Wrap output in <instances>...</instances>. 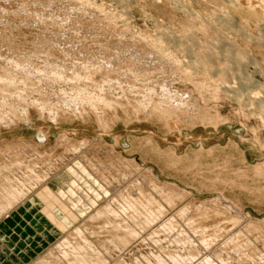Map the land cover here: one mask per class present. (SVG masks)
<instances>
[{"label": "rangeland", "instance_id": "1", "mask_svg": "<svg viewBox=\"0 0 264 264\" xmlns=\"http://www.w3.org/2000/svg\"><path fill=\"white\" fill-rule=\"evenodd\" d=\"M0 10V48L7 42L20 53L25 51L24 56L28 51L42 52L46 48L59 59L81 62L96 82L106 75L122 81L123 87H155L169 82L179 93L191 95L201 108L197 106L199 118L187 122L180 115L182 119L168 121L169 126L156 115H135L130 106L128 113L122 108H107L105 126L91 112L81 116L59 112L61 116L53 123L35 109H30L29 119L0 125V165L7 160L4 154L14 160L22 158L24 150L45 154L46 161L61 158L70 144L86 141L94 157L115 164L110 165L105 176H115L116 169L124 172V168H117L118 160L130 161L135 171L131 178H146L144 196L154 192L150 180L169 188L172 198V204L162 208L157 202L163 200V194L156 195L152 208L159 209L157 213L163 209V217L154 218L149 225L138 214H134L137 219L132 213L118 217L103 213L95 217L93 211H78L63 201L60 192L57 195L43 185L44 192L38 191V204H32V195L0 218V264H126L120 262L111 239L122 235L127 238L131 229L142 236L135 238L132 233L128 244L137 243L149 233L153 241L160 239L162 245L170 244V238L176 240H172L176 244L173 248H162L164 256H175V247L184 242L197 245L205 240V245L200 243L202 252L193 250L196 259L186 264H198V259L204 257L211 264H264V0H0ZM56 19L58 23L62 20V25ZM6 50L1 48L3 55ZM131 51L135 55L139 52L134 56ZM33 52L26 57L32 56L31 62H36L40 55L33 58ZM111 55L114 59H110ZM94 61L98 66L102 64L101 69L95 67ZM108 62L114 64V70L111 67L109 71L110 67L104 64ZM159 63L162 69L157 68ZM133 67L141 73H134ZM62 137L70 144L60 142ZM107 146L111 149L101 153ZM176 189L183 192L179 197L174 194ZM102 203L101 200L95 204V209H104ZM185 203L190 208L187 215L180 212L187 207ZM119 226L121 229H117ZM76 228L82 230L81 235ZM81 236L90 242L87 251ZM58 242L70 250L76 247L79 252L61 258L51 252ZM105 247L103 255L96 252V248Z\"/></svg>", "mask_w": 264, "mask_h": 264}, {"label": "bare ground", "instance_id": "2", "mask_svg": "<svg viewBox=\"0 0 264 264\" xmlns=\"http://www.w3.org/2000/svg\"><path fill=\"white\" fill-rule=\"evenodd\" d=\"M44 7H46V6H44ZM86 9H85V11H86ZM13 11H15V10H13ZM79 13H81V12H79ZM44 14H46V13H44ZM40 15H41V13H40ZM34 17H37V15ZM53 17H51L50 20H53L52 19ZM0 19H2V17H0ZM57 19H58V17H57ZM57 19H56V21H57ZM58 20H60V18ZM35 21H36V19H35ZM61 21H59V23ZM1 22H2V20H1ZM23 22H24V20H23ZM38 22H40V20ZM41 22H42V20H41ZM57 23H58V21H57ZM59 23H58V25H62ZM52 24L57 25L56 23L54 24L53 21H52ZM63 26H65V25H63ZM0 39H3V38L1 37ZM35 39H37V38H35ZM46 39H47V37H46ZM13 40L11 42H13ZM48 40H49V38H48ZM61 40H62V38H61ZM31 41H33V39ZM38 41H40V39H38ZM66 41H68V40H66ZM1 42H5V41L1 40ZM40 42H38L37 45H39ZM74 42L75 41H73V43ZM33 43L36 44V42H33ZM51 43L53 44L54 41H52ZM58 43H60V42H58ZM62 43L64 44L63 41H62ZM13 44H15V43H13ZM2 45H3V47L5 46L6 48H3V47H1V48L5 49V50L7 49V50L5 51L6 55H3L1 52V48H0V52H1L0 53V125H3V126L6 125L7 126L11 123H14L16 120L17 121H21V120L23 121V120L29 119L30 109H35L39 113V115L42 117L47 116L50 119V121H52L53 123H56L58 121L57 119L61 116L62 113L63 114L69 113L72 115L74 114V115H80L81 116L83 113L91 112V113H94V115L99 120L100 124L103 126L106 125L105 114L107 112L106 111L107 108H108V110H110L109 108H112L114 111H116L117 108H122L124 112L128 113V106H130L132 108V111H134L135 115L136 114H145L147 116L156 115V117L161 118L164 121H166L165 124H167V122L170 120L179 121L182 118H184L187 122H191L192 118H195V117L199 118L200 117L197 115V111H199V109H201V108H200V106H198L196 101L195 102L192 101L191 95L179 93V91H176L177 88L174 89L173 84L171 85V83H169V82H165V83L161 82V84L163 83L162 85H158V86L155 85V87H153V86L150 87V86L146 85V86H144V88H139V87L135 86L134 84L133 85L129 84L126 87H123L124 84H122L123 83L122 81H120L119 79L113 80L108 75L103 77L101 82H96V80H93V78H92L93 76L92 77L89 76V73H87V71H85L84 66H82L81 62L79 63L78 60H77L78 62L77 61L69 62L68 61L69 59L68 60L67 59H65V60L59 59V58L53 56L52 51H50V50L48 51L45 48V51H43L44 50L43 49L42 52H38L37 50L34 52L28 51V52H33V58H34V56L40 55L38 57L39 59L38 60L36 59L37 61L35 60L36 62H31V61H33L32 56H31V58L26 57L28 52H26L27 54L25 53L26 55L24 56L22 54L25 51L20 53L19 50H15L13 47H10V44L7 42L2 43ZM57 45H60V44H57ZM69 45H71V44H69ZM100 45H99V47H100ZM51 46H53V45H51ZM61 46H64V45L61 44ZM132 46L130 45V47H132ZM101 47L104 49V47L102 45H101ZM15 48H17V47H15ZM47 49H48V47H47ZM97 49H98V46H97ZM126 49H127V47H126ZM58 50H61V49H58ZM63 50L64 49H62V51ZM123 50H125V49H123ZM65 52H67V51H65ZM81 52H84V51L82 50ZM134 52L135 51H133L132 53L134 56H136V55H138L137 53L139 51H137L136 55ZM146 52H148V51H146ZM127 53L129 54V50L127 51ZM123 54H124V52H123ZM28 55L30 56V53ZM61 55H63V54H61ZM81 55H82V53H81ZM113 55H115V54H113ZM152 55L153 54H151V57H152ZM153 56H155V54ZM107 57H109V56H107ZM147 57L145 58L146 60H147ZM111 58L114 59L112 55H111L110 59ZM115 58H117V57H115ZM118 58H121V56ZM129 58H131V56H129ZM138 58H139V56H138ZM138 58H136V59L138 60ZM149 58H150V56H149ZM123 59H124V57H123ZM131 59H129V60H131ZM134 60H135V58H134ZM155 60H156V58H155ZM84 61L85 60H83V64L86 65L84 63ZM97 61L98 60L96 58V63H97ZM141 61L144 62V60H141ZM88 62H91V61H88ZM101 62H103V61H101ZM113 62H115V60ZM136 62L138 63V61H136ZM149 62H150V60H149ZM142 63H140V65H142ZM144 63L148 66V63H146V62H144ZM94 64H95V61H94ZM104 64L110 67L109 71H111V67L113 70L115 69L113 63H112L113 66L110 62L104 63ZM152 65H154V64H152ZM159 65H160V67L156 65L157 68H161L160 63H159ZM87 66H88V64H87ZM89 66L92 67V65H89ZM101 66H102V64H101ZM101 66H100V64H99V66L95 64V67L98 69H101ZM120 67H122V66H120ZM133 68H135V67H133ZM142 68L140 67V69H142ZM135 70H136V68H135ZM138 70L139 69L137 68V70L135 72L134 71L133 72L138 73ZM144 70L145 69H143L142 71L144 74H146V72H144ZM153 70H155V69H153ZM160 71L161 70H159V73H160ZM168 71H171V70H168ZM121 72L123 73V71H121ZM139 72H140V70H139ZM153 73H154V71H153ZM162 73L165 74L164 70ZM168 73L170 75L171 72H168ZM94 74H95V72H94ZM118 76H121V75H118ZM160 77L161 76H159V78ZM148 78L146 80H148ZM156 78L158 79V77H155V81H156ZM169 79L171 80V78H169ZM159 80L161 81V79H159ZM87 81H91L92 84L89 85V83ZM138 81H140V80H138ZM140 87H142V86H140ZM130 95L132 96V99L129 97ZM193 99H195V98H193ZM124 102H126V103H124ZM197 106L199 107V109ZM203 107H202V109H203ZM59 112H61V114H59ZM202 112H203V110H202ZM113 113L115 114V112H113ZM180 115H181V117L183 116L181 119H180ZM202 119H204V118H202V116H201V120ZM193 120H195V119H193ZM167 126H169V125L167 124ZM62 139L63 140L60 139L61 141L60 140H58V141H60V142L64 141V143H66L67 145L70 144L67 138L64 139L62 137ZM60 142L58 144H60ZM110 149H111V147H109V146L104 147L101 150V153H104L106 151L108 152V150H110ZM17 152H18V150H17ZM46 153H48V152H46ZM22 155H23L22 158H16L14 160H11V157L9 156V154L3 155V158H5L7 160H5L2 165H0V218L9 214L13 209L19 208L18 206L21 204H24L26 202V198L31 197L32 195H34V197H32L30 199V201L32 202V204H38L37 200L41 199V196H40L41 194L39 192H44L45 187L43 188V185L51 187L52 191H55V193L57 195H60V193H61L63 201L65 203L71 205L73 208L78 209V211L88 213V214H90L89 212L93 211L92 215L95 217L100 216L103 213H106V214L111 215V216L115 215L116 217L123 215V214L127 215L128 213L129 214L132 213L133 216H134V214H138V215H140L139 219L141 218L142 222L145 221V223L149 222V225L153 223V222L150 223L151 220H153L156 217L158 220V218L161 217L160 214H161V211L163 210V209L162 210L160 209L161 211H159L157 213V211L159 209L156 211V208H155V210L152 208L153 202L155 200H157V198H155L156 195L163 194V196L161 197L163 200L158 201L160 203L157 202V204H161L158 206H161L162 208H168V206H170V204H172V198L169 197V191H170L169 188L163 186L164 184L162 185L160 182L157 181V179H156L157 182L148 180V182L150 183V188L152 187L154 192H150L149 197H146L147 195L144 196L145 195L143 193L144 189L142 190V188L146 187V185L144 184V180L146 178H142L143 181H141L142 179H139L140 177L136 178V179L131 178L133 175L130 176V174H133L132 171H134L133 162H132V164H133L132 165L130 161L118 160L117 161V168L118 167H122V169L124 168V170H123L124 172H121L119 169H116L117 172H116L115 176H112V177L105 176V173L109 172L111 169L110 167L114 166L115 164L103 163L99 158L94 157V155L92 154V150L90 149V145L86 141H82V142L78 143L76 146H73L70 144V146L67 147V150L65 151L64 156L62 154L63 157L60 156L61 158L58 157V158H55L52 160L50 159L49 161H46V159L44 158L45 154H40V152H37L36 150H34L33 152H31L29 150H24ZM48 155H50V154H48ZM98 155L100 156V153ZM98 155H95V156H98ZM65 183L67 185H65ZM149 183H147V184L149 185ZM65 186H68V188H66ZM147 190L148 189L146 188V193L148 192ZM111 193H117L118 196L113 195ZM182 193L183 192L181 190L176 189L174 191V194L177 197H179ZM101 200H102V202H104V203H102L105 205L104 209H102V210L95 209L94 205L98 204V202ZM82 201H83V203H82ZM186 203H185V205H186ZM155 206H157L156 203H155ZM174 206L175 205H173V207ZM190 207H192V206H190ZM180 208L181 207H179L178 209H180ZM162 212H164V211H162ZM180 212H182L183 215H187L190 212L189 206L183 207L182 209H180ZM156 215H158V216H156ZM107 218L110 219V217H108V216H107ZM112 219H114V218L112 217ZM167 219H168V217H167ZM167 219H165V220H167ZM109 221H111V220H109ZM163 221H161V222H163ZM187 221H189V219ZM111 222L114 223L113 221H111ZM237 224H239V221L237 222ZM117 225H119V224H117ZM235 225H234V228H235ZM43 226L47 227L46 224H44ZM161 226H162V223H161ZM165 226H169V225H167V223L165 222ZM120 227L121 226H119V228H117V229H121ZM132 227H133V225H132ZM166 228H164L165 229L164 231L168 230ZM169 228H170V230L172 229V227H169ZM76 230L81 235L82 230L77 229V228H76ZM131 231L132 232H128V231L127 232L130 233L131 235L135 234V238H137L136 236L139 237L140 233H138L137 231H133V229H131ZM153 233H151V234H153ZM240 233H241V231H240ZM79 234H78V236H79ZM233 234L236 235L235 233H233ZM237 234H239V232ZM120 235L121 234H119V236ZM131 235L129 237H132ZM156 235H157V233H156ZM176 235H178V234L176 233ZM176 235L174 234V236H176ZM140 236H142V235H140ZM172 236H173V234H172ZM81 237H83V236H81ZM113 237L114 236H112L111 238H113ZM121 237H118V238L116 237V239L114 237L113 238L114 240L111 239L112 240L111 242L115 246L114 251H116L118 253L119 258L121 259L120 262L123 261L126 264H140V262H143L145 264H161V263H164V264H171V263L186 264L188 262L190 263V261L192 263V260L194 261V259H196V257H194V254H192L193 253L192 251L196 250V249H200V251H201L202 245H200V243L202 244L204 242L203 244L205 245V242H206L204 240V241H201L199 244L196 245V244H193L190 242H184L183 240H181L184 243L179 244L177 247H175V249L177 251L175 256H174L175 253L173 254V256L171 255L172 253L170 254L171 256L170 255L166 256V254L164 256L163 253L161 252L162 248H168V247L173 248L176 245L173 243V241H174L173 238L172 239L170 238V240H168V242H170V244L164 243V245H162V244H159L160 242H162V241H160V239L157 241H153L152 238L150 237V233H149V235H146L145 237L139 238V240H137V243H135V244L134 243L128 244L129 243V237L128 236H127V238H124V236H123V238H121ZM64 240H66V239H64ZM164 240L167 241L166 239H163V241ZM106 241H108V240H106ZM81 242L86 243V241L84 240V237H83ZM108 242H106V244ZM177 242H178V240H177ZM83 243L81 245L82 247H83ZM88 243H90V242L88 241ZM88 243L84 244L86 251L88 248H90V244H89V246H87ZM127 244H128V246H127ZM204 245H203V247H205ZM57 246L58 247L60 246L61 249L57 248ZM75 248H73V250L67 249L65 247L64 243L58 242V244L54 248H52L51 252L53 254H56L57 256H60L61 258H66L72 254L75 256V254L77 252H79V251H76ZM77 248L79 249V247H77ZM96 249H98V250L97 251L95 250V251L97 253H100L101 255H103L106 252V247L102 248V249H99V248H96ZM80 250H81V248H80ZM80 252H82V251H80ZM113 253H111V254H113ZM100 254H98V255H100ZM79 255H81V254H79ZM82 257H83V254H82ZM103 257H105V255ZM201 259H200V261H199V259H198V261L196 260L198 262V264H201L202 262L204 264H211V261L209 258L204 257L203 260H201ZM220 260L221 259H218V261H220ZM108 261L109 260H107V262ZM86 263H87V261H86ZM89 263L91 264V262H89ZM222 263H223V260H222ZM81 264H84V263H81ZM219 264H220V262H219Z\"/></svg>", "mask_w": 264, "mask_h": 264}]
</instances>
